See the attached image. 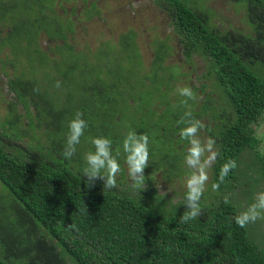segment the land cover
I'll list each match as a JSON object with an SVG mask.
<instances>
[{
	"label": "trees",
	"instance_id": "1",
	"mask_svg": "<svg viewBox=\"0 0 264 264\" xmlns=\"http://www.w3.org/2000/svg\"><path fill=\"white\" fill-rule=\"evenodd\" d=\"M67 1L0 0V82L9 88L0 116V264H264L262 236L235 223L238 204L230 197L225 203L224 194L254 193L264 183L240 172L256 162L264 173L256 135L264 119V0H227L244 27L215 22L204 0H152L168 14L177 39L181 60L171 64L165 59L175 46L168 39L152 41L145 64L134 30L100 40L94 50L78 47L75 9ZM195 55L204 71L192 87L181 68ZM182 87L195 99L181 96ZM77 112L88 127L67 159ZM190 120L201 121L215 140L211 185L220 183L228 160L237 168L218 192H204L201 215L182 223L187 190L172 201L158 192L153 174L161 170L166 180L192 174L185 163L190 145L179 135ZM129 131L149 137L145 189H134L124 171ZM98 136L112 141L121 165L113 189H103L101 179L88 187L83 176ZM178 149L184 155L169 163Z\"/></svg>",
	"mask_w": 264,
	"mask_h": 264
},
{
	"label": "rangeland",
	"instance_id": "2",
	"mask_svg": "<svg viewBox=\"0 0 264 264\" xmlns=\"http://www.w3.org/2000/svg\"><path fill=\"white\" fill-rule=\"evenodd\" d=\"M74 3L75 1L73 2V4L67 1L63 2V5L67 7V9H69L70 6V8H72ZM204 4L206 6H209V8L212 9L214 13H216L214 15V20L215 22L220 23L222 26H228L227 24L238 27L245 26V24H243L241 20L240 14L235 12V7L227 0H204ZM82 5L83 4L79 2L77 4V8L79 9ZM100 6L102 8L100 17H95L93 20L77 26L76 32L74 34V41L78 45V47L84 44H88V46L92 50H94L100 40L110 38V36H112V39H116L119 34L134 30L138 33L137 40L140 41L139 45L143 54V61L145 64H148L152 57V51H150L149 45L152 43V41H156L157 39H168V42L171 44V46H175V51L165 59V63H179V61L181 60V55L179 54L180 50L177 46V39L172 31L170 20L167 16L168 14L158 8L157 5H155L151 0H100ZM41 44L44 46L46 45L43 41H41ZM176 69V67L170 69L171 75L175 77L178 73V70ZM181 71L186 73L185 77H188L189 81L185 78V83H190L192 87L199 86V76H201L202 72L204 71V62L199 56L195 55L193 57V64L189 65L188 63H184ZM203 82H205V79L201 80V83ZM0 87V94H2L0 95L1 116L4 113V102L1 101V98H5L7 96V93L4 91L6 90L4 88L5 85L1 82ZM207 90H209V88H207L206 91ZM198 93L200 92L198 91ZM202 96L203 93L199 95V97ZM180 99L184 102L186 101L184 97H181ZM125 117L129 120L133 119V115L130 112H126ZM149 119L150 118H146L145 122L149 123ZM144 127L145 125L143 126V128ZM149 134L152 135V132L150 131ZM256 135L261 138V142L257 147V151L259 153H264V119L256 127ZM198 137L200 138L202 143L206 142L207 139H209V136L203 129H200ZM151 144L159 145L156 141L151 142ZM183 155V149H178L176 155H170L171 159L169 160L168 158V161L169 163L171 161L172 163L178 164V158ZM124 168L127 180L131 181L128 176L127 165ZM242 168L243 169L240 172L242 174H245V176L249 178V181L251 179L254 181H264V173L261 172L256 162H252L251 164H249L248 168H244V166ZM171 173L169 172V174ZM144 174L145 179L148 180L147 172H145ZM208 175L209 180L206 184L204 192H207L208 196H211L212 193L215 194V191L212 190L211 185V168L208 169ZM188 176L189 175H185L181 179L174 177L171 180H166L165 178H162L161 170H158L153 174V180L156 181L157 190L159 193L166 192L167 196H171L172 201H177L182 196L183 192L186 191L185 182ZM254 184L255 183L253 182L252 186H254ZM3 189L4 186L0 182V190L2 191ZM255 190L256 191L254 193H244L243 191H241V188H238L234 192L225 191L224 194L226 197H230L238 204V212L240 213L241 211L245 210L250 204L255 202L257 193L264 191V183L261 187L256 186ZM256 224L259 226V229L256 227L255 223H250L248 227L253 230L252 234L255 233L258 236H262L261 240L264 244V220H257Z\"/></svg>",
	"mask_w": 264,
	"mask_h": 264
},
{
	"label": "clouds",
	"instance_id": "3",
	"mask_svg": "<svg viewBox=\"0 0 264 264\" xmlns=\"http://www.w3.org/2000/svg\"><path fill=\"white\" fill-rule=\"evenodd\" d=\"M55 86L59 88L60 82L57 81ZM178 91L181 96L195 99L194 92L189 87H182ZM186 115L190 116L191 113ZM82 117L83 113L77 112L75 118L69 123V134L63 153L67 159H71L76 153L77 145L88 127L87 121ZM180 123H184V121H180ZM202 127L201 121L190 120L179 132L181 139L189 142L190 146L185 156V163L187 167L193 170L185 182L187 191L183 204L186 206L187 211L180 217L182 223H188L201 215L200 200L209 180L208 169L211 168L218 156V153L214 151V139L209 138L202 143L198 137ZM91 143L94 145L95 151L86 154L87 167L83 169V176L87 177L88 187L93 186L97 179H101L103 189L116 188L121 165L116 156L112 154V141L107 137L98 136L93 138ZM122 147L123 152L126 154L125 162L132 187L134 189H145L144 170L149 164L148 135L129 131L123 140ZM118 155L119 153H117ZM235 168H237V162L234 159L225 162L219 173V182L222 183L230 170ZM220 183H213L212 190L218 191ZM161 195L166 196L167 193L161 192ZM225 203H228L227 197H225ZM234 220L241 228H246L250 223H255L257 220H264V191L257 193L255 202L237 214Z\"/></svg>",
	"mask_w": 264,
	"mask_h": 264
},
{
	"label": "flooded vegetation",
	"instance_id": "4",
	"mask_svg": "<svg viewBox=\"0 0 264 264\" xmlns=\"http://www.w3.org/2000/svg\"><path fill=\"white\" fill-rule=\"evenodd\" d=\"M74 1H75V3L72 7H74V9H75V14L73 15V17L75 19H77V23L75 24V29L77 28L78 25H81L82 23L85 24L86 22L93 20L95 17L101 16L102 8L100 6V0H72L71 3L73 4ZM76 1H77V4L79 2H81L83 4L79 9L77 8ZM70 7L68 10L71 9ZM134 32L136 33V36H138V33L136 31H134ZM104 40H106V39H102V41H104ZM44 43H46V42H44ZM4 85H5L4 88L6 89L4 91L6 93H8L9 88L6 85V82H4Z\"/></svg>",
	"mask_w": 264,
	"mask_h": 264
}]
</instances>
